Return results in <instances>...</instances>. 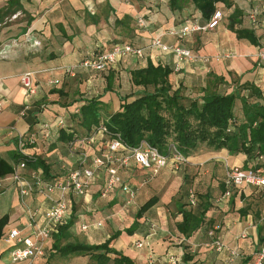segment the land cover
<instances>
[{
  "label": "crops",
  "instance_id": "1",
  "mask_svg": "<svg viewBox=\"0 0 264 264\" xmlns=\"http://www.w3.org/2000/svg\"><path fill=\"white\" fill-rule=\"evenodd\" d=\"M232 2V7L219 3L223 18L217 27L179 39L169 31L180 30L195 18L206 22L192 6L173 9L169 0H0V99L4 104L0 115V156L14 163L18 137L34 134L38 145L28 146L25 152L45 159L54 179L64 178L78 166L79 153L59 138L61 126H53L46 136L44 123L52 124L62 118L66 122L63 128L72 131L77 127V110L93 97L103 102L109 113L118 111L120 95L142 89L133 84L132 71L149 62L171 67L173 87L181 86L189 99L201 97L207 91L236 92L241 96L252 93L254 87L261 94L254 101L264 105V60L260 56L264 52V1ZM235 8L243 13L241 25L255 30L257 45L238 38L230 29L229 18ZM251 13H257V24L251 23ZM15 14L18 16L14 18ZM140 18L144 25L139 23ZM160 33H165L164 43L179 40L198 58L178 64L173 53L153 44ZM115 43L143 47L144 56L127 57L103 71L80 66L86 58L97 51H109ZM73 66V74L65 73V68ZM27 72L34 74L38 87L31 96L26 95L21 83V76ZM52 79L60 83H50ZM108 79L113 90H106ZM236 114L242 116V109ZM105 145L104 141H96L92 155L99 154ZM188 160L178 172L164 169L156 174L131 160L120 175L124 185L134 191L132 199L120 184L103 196L108 174L105 167H99L89 188V201L72 196L68 226L49 239L45 256L36 264H97L89 255L62 254L55 244H100L119 230L122 234L111 246L133 259V264H243L252 258L264 240V188H228L224 184L227 167H249L248 155L203 148L189 155ZM259 161L264 163V158ZM21 171L25 178H32L31 168ZM188 189L195 190L197 195H209L206 216L211 225L206 224L185 239L176 227L182 220L176 199L189 201ZM153 196L158 201L138 219L136 231L128 234L126 229L135 222L139 209ZM51 204L37 191L22 196L12 173L0 178V218L8 216L4 234L15 227L29 233L32 212L36 213V224L43 225L44 211ZM212 227L227 247L237 248L240 256L231 258L229 253H219L214 248L209 235ZM243 233L245 237H241ZM137 241L148 244L138 247ZM12 249L13 245L2 237L0 264H25L11 261ZM187 252L192 259H184ZM106 264L116 263L110 260Z\"/></svg>",
  "mask_w": 264,
  "mask_h": 264
},
{
  "label": "trees",
  "instance_id": "2",
  "mask_svg": "<svg viewBox=\"0 0 264 264\" xmlns=\"http://www.w3.org/2000/svg\"><path fill=\"white\" fill-rule=\"evenodd\" d=\"M169 2L173 9H180L186 5L192 6L200 11L203 22H207L211 18L218 9L219 3H223L226 7L233 6L232 0H169ZM242 15V11L235 8L229 18V27L237 34L238 38L247 39L257 45L259 38L255 30L241 25ZM172 72L171 67L162 64L155 65L152 62H149L146 67L133 70V84L142 87L141 90L126 96L120 95L121 107L113 113H109L105 109L104 103L95 97L86 100L78 113L75 114L77 127H73L72 131H67L63 128L65 126H61L59 138L68 142V147H70L71 143L80 137L98 133L101 127L105 126L107 131L103 136L98 134L95 142H107L119 136L129 147H135L142 140H147L163 152L167 151L171 143H174L187 156L205 145L214 150L228 149L231 154L245 153L251 163H258L259 157L264 155V105L255 102L254 97H260V92L254 87L251 88L252 93L247 92L241 96L236 92L207 91L201 97L189 99L183 94L181 86L173 87L170 79ZM219 79L222 80L220 77ZM113 89L114 87L108 79L106 90ZM130 97L134 98L129 100ZM238 101L241 102L240 108ZM240 109L243 112L242 116L236 114V111ZM36 145H38V140L35 136L33 142L27 140L25 150L28 146ZM13 159L14 163H11L0 156V178L13 173L15 165L25 161L27 167L40 173L43 179L54 182L61 180L59 177L54 179L53 176H50L49 165L36 153L29 157L27 154L17 151L13 154ZM251 163L248 166H252ZM224 182L226 184V180ZM193 191L196 195L195 204H192L190 199L184 202L176 199L178 213L182 215V220L176 223V227L185 239H190L206 224V226L211 225L206 216L210 208L209 195H197L196 191ZM186 193L190 194L189 189ZM72 196L69 198L71 212L74 202ZM204 196L207 197V200ZM157 201L158 197L153 196L141 206L135 222L126 229L128 234H133L136 231L138 219ZM7 222V215L0 218V240ZM67 224L68 222L58 230H65ZM120 234L122 231L119 230L100 244L70 243L62 247L56 244L55 246L60 249L62 254L89 255L97 264H106L110 260L116 264H133V259L111 246L112 241ZM263 242L264 240L261 244ZM185 248L188 249V246L185 245ZM256 253L243 264L252 263ZM110 254H114L115 257L111 258ZM192 258L188 252L184 254L185 260Z\"/></svg>",
  "mask_w": 264,
  "mask_h": 264
},
{
  "label": "built area",
  "instance_id": "3",
  "mask_svg": "<svg viewBox=\"0 0 264 264\" xmlns=\"http://www.w3.org/2000/svg\"><path fill=\"white\" fill-rule=\"evenodd\" d=\"M17 16L18 14H15L13 17L15 18ZM222 18L223 12L221 9H217L206 23L202 24L195 18L191 23L185 25L180 30L172 29L169 33L182 39L195 31H205L217 27ZM249 19L252 24H257V13H251ZM139 23L141 25L145 24L142 18L139 19ZM164 35L165 33L158 34L154 38L153 44L165 52L173 53L178 64L194 61L198 58L191 49L182 45L179 40L172 44L164 43ZM130 56L143 57L144 48L135 46L132 43H115L109 51H97L93 57L83 60L80 66L103 71L110 67H115L121 60ZM260 56L264 60V52H261ZM74 71V66L65 68V73L73 74ZM21 83L27 96H31L37 92L38 87L35 83L33 73H24L21 76ZM50 83L59 84L60 80L52 79ZM3 110L4 104L0 99V115ZM78 111L79 109L77 112ZM53 126H65V120L58 118L52 124L44 123L43 128L47 130L46 136L50 134V130ZM106 131L107 128L102 126L98 133L80 137L71 143V150L74 152L78 151L80 156L78 166L68 171L64 178L59 181L54 182L45 180L37 171L32 172L31 179L25 178L21 170L27 168L26 162L21 161L15 165L12 174L13 178L20 185L21 195L26 197L37 191L45 195L46 199L50 200L52 204L44 211L45 222L43 225L36 224V213L32 212L30 213L31 221L29 226L31 227V231L29 233H25L21 228L15 227L3 235L5 242L13 245L11 251L12 262L36 264L37 260L45 256L47 242L62 225L68 222L71 216L70 196H82L86 201H89V188L93 184L95 173L99 167L105 166L108 174L106 186L102 194L103 196L116 185L120 184L129 194L130 199H132L135 193L129 186L124 185L120 175V170L126 169L131 160H134V162L142 168L151 170L154 174L164 169L178 172L189 162L188 156L182 153L174 143H171L167 151L163 152L157 146L150 144L147 140H142L139 145L135 147H129L119 136L108 140L102 151L93 156L91 151L95 139L98 137V134L103 136ZM34 137V134L28 137L20 135L17 141L18 151L32 157L33 154L25 152V148L27 140L33 142ZM263 158L264 155L259 157L260 160ZM226 171V186L228 187L233 185L237 187L256 186L264 188V164L260 161L249 167L238 165L228 166ZM190 201L192 204L196 203V195L192 190H190ZM262 220L264 222V216ZM83 227L87 228V225ZM215 231L216 229L214 228L209 230V235L213 239L212 245L215 249L219 253H229L231 258L240 256V252L237 248L232 249L227 247L226 244L218 238ZM245 236V233L241 235V237ZM145 244H148V242L137 241L136 243L138 247H143ZM263 263L264 242L256 253L255 260L250 264Z\"/></svg>",
  "mask_w": 264,
  "mask_h": 264
},
{
  "label": "rangeland",
  "instance_id": "4",
  "mask_svg": "<svg viewBox=\"0 0 264 264\" xmlns=\"http://www.w3.org/2000/svg\"><path fill=\"white\" fill-rule=\"evenodd\" d=\"M240 103H241V102L238 101V105H240ZM240 107H241V105L239 106V108H240ZM203 148H207V147H206L205 145H202L201 148H199V149H203Z\"/></svg>",
  "mask_w": 264,
  "mask_h": 264
}]
</instances>
